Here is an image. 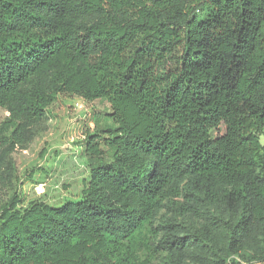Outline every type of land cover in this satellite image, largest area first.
I'll use <instances>...</instances> for the list:
<instances>
[{"label": "trees", "instance_id": "16d2710c", "mask_svg": "<svg viewBox=\"0 0 264 264\" xmlns=\"http://www.w3.org/2000/svg\"><path fill=\"white\" fill-rule=\"evenodd\" d=\"M59 95L108 124L78 200L23 207ZM0 110V264H264V0H0Z\"/></svg>", "mask_w": 264, "mask_h": 264}, {"label": "rangeland", "instance_id": "374dc122", "mask_svg": "<svg viewBox=\"0 0 264 264\" xmlns=\"http://www.w3.org/2000/svg\"><path fill=\"white\" fill-rule=\"evenodd\" d=\"M109 105L103 100L84 102L76 96L59 95L46 110V130L26 151L16 153L19 183L17 195L21 205L43 202L59 207L80 198L88 178L81 143L92 134L95 119L108 124L104 115ZM6 113L0 110V122ZM224 133L223 126L211 132L215 138ZM264 144V138L260 139Z\"/></svg>", "mask_w": 264, "mask_h": 264}]
</instances>
